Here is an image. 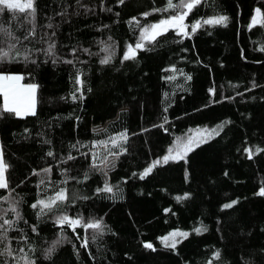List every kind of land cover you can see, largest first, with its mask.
Instances as JSON below:
<instances>
[{"label":"trees","instance_id":"obj_1","mask_svg":"<svg viewBox=\"0 0 264 264\" xmlns=\"http://www.w3.org/2000/svg\"><path fill=\"white\" fill-rule=\"evenodd\" d=\"M36 5L35 35L18 45L29 60L0 63V71L38 85L34 116L4 113L0 96L8 180L0 216L13 221L0 250L7 245L16 257L0 256V264H264V0H202L185 20L188 36L170 29L142 41L129 60L127 46L141 42L142 28L174 14L156 11L167 0ZM219 15L226 25L202 23ZM21 19L5 11L0 26L23 37L29 26L19 27ZM50 42L53 56L44 51ZM108 55L110 63L101 64ZM191 129L207 134L183 159L140 178ZM113 153L116 164L104 178L99 167ZM105 183L112 192H97ZM61 188L68 199L52 211L31 207ZM61 215L99 220L102 230L73 231L56 223ZM176 231L189 235L166 247L161 238Z\"/></svg>","mask_w":264,"mask_h":264},{"label":"snow or ice","instance_id":"obj_2","mask_svg":"<svg viewBox=\"0 0 264 264\" xmlns=\"http://www.w3.org/2000/svg\"><path fill=\"white\" fill-rule=\"evenodd\" d=\"M123 3V0H121ZM202 3V0H178V2L174 3L173 0H167V6L163 9H156V11H168L172 10L174 14L169 16L166 19H161L157 23H152L146 27L142 28L141 31V42H137L135 47L132 45L127 46V51L125 52L123 59H135L136 57V50L142 49L144 47L143 40H151L154 41L157 36L163 35L168 30L172 29L177 32V34H181L184 36H188L189 32L187 31L188 25L185 24V20L189 13L199 4ZM5 11L9 12H18L22 14L23 19H21L19 27H23L25 23L29 26L27 28L26 33L23 37L17 36L12 30L9 28L0 26V63H10L19 61L23 59L25 62L29 60L30 51L25 49L21 52L20 45L22 40H28L31 36L35 35L36 32V14H37V5L36 0H0V13ZM145 16L149 15V13H144ZM260 9H257V17L253 18V24L258 22V18L260 17ZM228 21V17L225 15L214 16L211 19L204 20L202 23L205 25H218L223 24L226 25ZM139 24V22H137ZM201 22L197 21L195 24L192 25V32L194 33L199 27H201ZM47 28H54L52 23L47 24ZM52 35H55V31H53ZM110 39V38H109ZM264 51V49H261ZM46 54L53 56L55 53V43L50 42L48 44V48L44 50ZM87 51V49H85ZM103 51L108 52L109 48L106 46ZM111 55L105 56L103 59L100 60L101 64H108L110 63ZM33 63L35 61H32ZM55 62V61H53ZM65 63H73L71 60L65 61ZM172 77H169L171 79ZM25 79L23 75L20 74H12L0 71V96L3 97V104L2 110L4 113H8L15 117L24 118L27 116H34L36 115V92L38 89V85L35 83H28L24 84L22 81ZM191 79V77H188ZM76 83L83 85V80L80 78V74L78 72ZM79 91V89H77ZM74 100L76 96L73 95L72 97ZM82 98V96H81ZM219 127H223L222 125ZM119 140L126 141L127 134L121 133ZM111 141L114 145L117 143V138H111ZM105 143V142H101ZM75 147V146H73ZM191 150V141L187 144L183 145V151L177 152L175 156L172 155V150H169V155H166L161 160H156L152 163V165L144 170L141 174V179L147 176L153 168L157 165L163 163H167L169 159H183L184 155L187 151ZM248 151L249 156L252 155V149H246ZM259 151V149H257ZM49 156H52L53 153L50 151L48 152ZM115 155V153H113ZM74 157L68 156V160L73 159ZM95 167V165H93ZM7 170V165L3 161V153L0 150V189L8 188V180L5 175ZM45 172H50L51 169H44ZM87 175V174H86ZM43 183V181H42ZM97 192H112V187H110L107 183H105L103 188H98ZM258 195L264 196V188H261ZM184 197H177V200L183 199ZM7 200V197L4 198ZM68 199L67 190L66 189H59L54 196L48 197L47 200L41 199L38 200L36 203L32 204V208H37L40 206V214H46V212H50L53 208L57 205V202H64ZM227 203L223 207L224 208H231L233 204ZM11 211L16 213L17 219H22L20 213L17 211L16 207L13 206ZM56 223L60 226L68 225L75 231L77 226L83 227L85 232L88 229L94 230H102L101 229V221L93 220L91 222H85L82 217L71 218L68 215H61L58 216L56 219ZM13 226V221L4 219L3 216H0V242L8 239L7 232ZM35 231V228H33ZM195 231L197 233L201 232V228H196ZM189 234L187 232L176 231L170 233L169 236H165L161 238L162 243L166 247L174 248L176 243V237H184L186 238ZM84 246L87 247V238H85ZM145 247L152 248L151 244H146ZM154 250V249H153ZM51 253V249L49 250V254ZM11 256L14 260L16 259L13 249L9 246H5L4 249L0 250V256ZM219 252L216 253V257L219 258ZM21 259L27 260V257H22ZM27 264H34V261L27 260Z\"/></svg>","mask_w":264,"mask_h":264},{"label":"rangeland","instance_id":"obj_3","mask_svg":"<svg viewBox=\"0 0 264 264\" xmlns=\"http://www.w3.org/2000/svg\"><path fill=\"white\" fill-rule=\"evenodd\" d=\"M21 2H24V0H21ZM99 128H101V127H99ZM206 134L207 133L204 129H191V130H188L187 132H185L183 134L178 135L177 137H175L173 142L168 146L163 157L166 155H169L170 149L172 150V155L175 156L177 152L183 151V145L184 144H187L189 141H191V146H193L200 139H202V136H205ZM163 157H162V159H163ZM169 160H174V159H169ZM116 161H117V156L116 155H110L107 157L106 161L99 167V170L101 171V174L103 175L104 178H106L109 171L112 168H114Z\"/></svg>","mask_w":264,"mask_h":264},{"label":"water","instance_id":"obj_4","mask_svg":"<svg viewBox=\"0 0 264 264\" xmlns=\"http://www.w3.org/2000/svg\"><path fill=\"white\" fill-rule=\"evenodd\" d=\"M72 229V228H71Z\"/></svg>","mask_w":264,"mask_h":264}]
</instances>
